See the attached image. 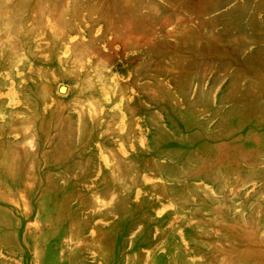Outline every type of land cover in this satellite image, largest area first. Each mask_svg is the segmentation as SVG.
Masks as SVG:
<instances>
[{"label": "rangeland", "instance_id": "1", "mask_svg": "<svg viewBox=\"0 0 264 264\" xmlns=\"http://www.w3.org/2000/svg\"><path fill=\"white\" fill-rule=\"evenodd\" d=\"M0 264H264V0H0Z\"/></svg>", "mask_w": 264, "mask_h": 264}]
</instances>
